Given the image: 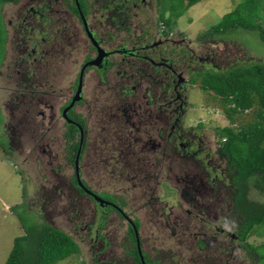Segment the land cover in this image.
Here are the masks:
<instances>
[{"label": "rangeland", "instance_id": "1", "mask_svg": "<svg viewBox=\"0 0 264 264\" xmlns=\"http://www.w3.org/2000/svg\"><path fill=\"white\" fill-rule=\"evenodd\" d=\"M150 1L147 0L146 3H150ZM243 2L244 0H203L185 11L184 15L177 21L175 18V26L165 28L166 30H164L162 22L159 21V17L162 18L168 10L167 3L161 6L162 0H152L150 4L131 8L127 23L131 29L128 31H126V23L123 24L124 31L116 24L119 20L113 21V16L110 17L109 21V13L102 12L97 8H91L87 20L96 32V36L108 40V45L102 46L104 49H120L118 46L123 44L127 37L142 35L143 28L144 33H152L156 39L163 40L166 37L174 39V45L166 44L165 46H168V55L175 58L177 64L183 65L181 63L183 56L189 59L194 57L204 59L208 54L215 53L217 58L223 61L222 64L216 63L219 71H226L237 65H245L246 67L254 63L264 65V42L256 32L244 29L231 30L226 31L221 37L212 35L211 40L204 36L214 26L222 23L224 18L228 14H232ZM20 8V5L3 7L6 25L14 11L19 12ZM177 9L179 8L177 7ZM62 14V17H51V21L61 23L62 28L65 27L66 29V38L72 37V39L58 46L52 43L56 51L51 53L54 55L48 58L46 64L39 65L38 62L34 61L22 64L17 60L19 56L14 49V42L11 40L12 31L7 25L10 41L6 60L0 74V108L3 116V124L0 127V264H4L8 258L13 248L14 239L24 234L20 217H30L29 223L40 222L42 218L44 219L38 213L39 203L42 202L41 197L45 200L44 195L51 192L54 187H61L62 183L71 179L76 171L67 159L72 146L80 141L79 134L74 132L75 136H73L72 132L74 138L70 139L71 136L68 134L70 129L64 122H60L55 128H52L49 119L50 105H54L56 111H59L74 95V81L93 50L82 30L80 20L77 17ZM255 14L253 11L254 17H258L264 26V0H260L257 14ZM26 15L28 14L26 13ZM243 15L249 16L250 14L244 13ZM115 17L118 19L117 16ZM62 35H64L63 30ZM47 49L51 48L48 47ZM26 65L30 66L29 73L35 72L37 75L38 87L33 89L37 93L34 100L32 96L23 98L17 92L22 90L21 86L18 87L17 85L23 78L18 74V71L25 72ZM201 65L204 69L207 64ZM195 66L198 67L195 62L193 65L189 63L187 65L189 71L185 73V79L188 80L191 77V80L187 87L188 104L187 108L185 107L182 128L185 132L204 137L203 147L205 149L199 152V157L208 167L207 171L211 172V179L218 175L224 182V175L228 174V168L226 161L218 152L216 128L230 126L238 129V127L247 126L249 123H253L255 119L254 109L246 111L244 115L231 123L232 121L229 120L225 111L227 106L219 100V97L209 92H203L200 87L201 80L198 79L194 84L197 77L195 74L192 75ZM207 71L203 72L207 73ZM121 79V74L111 73L108 83H101L99 74L91 69L90 75L86 79V89L83 94L86 104H80L82 105L80 106L78 103L75 107L79 118H82L88 129H91V136L87 142L84 140L82 148L81 163L84 164V168L82 176L80 175L81 181H86L88 186L98 193L118 191L119 195L129 201L128 217L133 221L140 222L141 242L149 254L151 262H156V264H245L244 256L247 255V249L240 248L239 242L234 244L232 252L228 251L231 249L230 238H221L225 240L226 245L217 250L215 245H219V243L214 242L213 237L209 239L206 237L204 239L198 238L204 240V247H201L197 237H194L197 234L194 231L196 229L198 231L202 224L209 225L211 228L223 226L226 230L233 228L234 217L224 210V206L228 203L224 192L221 193L218 190L217 197L219 198L214 201L206 194L204 198L206 207L204 209L201 207L200 216H186V210L192 209L188 202L193 203L194 197L200 200L202 195L207 192L206 185L201 183L203 177L199 176L200 171L189 170L191 167L186 168L185 160L170 159L171 153L167 156V152L165 154L162 147L157 148L155 152H139L143 141L145 145L151 143L153 147L156 143L161 146L164 143L159 133L162 130L161 126L164 127L166 124L164 121L157 122V117L164 113L161 109L165 107L163 104H152L151 95L153 93L150 94L151 91L148 90L147 82L140 84L143 86V90L136 91L137 98L141 103L150 104V106H145V108L150 107V109L148 110L149 115L145 117L148 125L147 128L144 126V131H135V128L143 122L141 119L136 121V118H132L131 120L135 122L134 125L127 126L125 123V126L120 125L124 130L122 135L125 136L112 139L111 134L114 129L119 130L121 128H118L117 125H111L108 121L102 120L100 123L97 120L98 115H103L102 109L106 107L104 105L110 107L108 102L113 97L114 92L117 91ZM135 83L130 85H137ZM96 87L99 90L95 94ZM153 88H156L157 91L162 89L159 86ZM16 97L23 99V101L14 107ZM106 98L108 102L105 100ZM32 100L36 102L37 107L33 108ZM101 102L104 105H100ZM232 106L228 105V107ZM141 110L143 111V108ZM42 113L45 114L42 115ZM31 118L37 123V126L43 124L45 129L51 127L52 130H49L51 134L48 136L57 139L53 142L44 141L45 144H51L50 148H44L46 153L42 152L41 141L38 139L33 141L30 137L29 140L27 139L30 136L29 131L23 137L21 134L14 136L13 139L9 136V130L23 119L27 122L28 128L31 129L29 127V123H32ZM130 123L132 124V122ZM32 127H34L33 123ZM94 134L95 136H93ZM100 138L109 142L112 145L110 148L115 149L114 152L108 154L94 153V151H100L102 147ZM219 141L221 142L220 138ZM119 148L128 151V160L132 162L131 165L135 166L133 171L128 168L127 174L124 172L126 162L122 153L118 151ZM149 149L152 150L153 148L149 147ZM49 152L51 153L49 154ZM92 164L95 165V168ZM200 170L203 169L200 168ZM201 173L203 174V171ZM147 174L152 176L149 183L145 180ZM184 177L187 181L193 180L196 183L185 184ZM148 184L155 188L152 191L153 196L143 200L139 199L148 190ZM60 192L54 204L58 210H65L67 197L62 191ZM137 197L138 202L135 203L134 199ZM250 198L264 204V195L253 189ZM149 199L151 203L153 202L150 207L148 206ZM83 201L86 204L85 198ZM208 203L215 204L214 212L209 211ZM16 205L18 207L16 214H14L10 208ZM87 206L89 207V205ZM153 208L156 211L150 212L153 211ZM49 209L52 210L53 207L51 206ZM85 211L88 212L87 219H89L91 209H85ZM71 220L73 219L70 215L58 212L54 218V223L71 234L72 228L76 229L80 235H83L85 241L77 238L80 252L57 264H132L133 259L128 254L129 249L126 247L130 244L122 242L124 236L127 235L128 225L126 226L122 222V231L113 233V226H110L112 219L109 220L108 218L106 219V231H101L105 238H99L94 242V236L92 240L87 239L88 232L86 228L83 229L84 225L75 224ZM181 222L189 223L190 230L188 232L190 233L184 234ZM262 241H264V226H259L255 228L254 234L248 237L247 242L256 246ZM107 243L109 244L107 245Z\"/></svg>", "mask_w": 264, "mask_h": 264}, {"label": "flooded vegetation", "instance_id": "2", "mask_svg": "<svg viewBox=\"0 0 264 264\" xmlns=\"http://www.w3.org/2000/svg\"><path fill=\"white\" fill-rule=\"evenodd\" d=\"M104 1V2H103ZM147 0H16L12 1L9 4H5L4 6H15L20 5L21 8L19 12L14 11L13 15L11 16V19L8 21V28L11 33V40L14 42V49L17 52L19 60L22 64H25L30 61L38 62V64H46L48 63V58L53 56L54 54H51L52 52L56 51V49L53 47L52 43L55 45L67 43L72 39H67L66 29L65 27L62 28L61 23H54L51 21V17H62L64 13L65 15H70L73 17H77L78 20H80L82 24V30L84 31L86 37L88 38L90 42V46H92V53L90 57L86 59L85 64L81 68L79 76L75 79L74 85H73V91L74 95L71 96L70 99H68V102L60 108L59 111H56V107L54 105H50L51 113L49 115V119L52 123V128H55L60 122L66 123V126L69 128V126H77L80 127V122H83L82 118H79V115L76 113L75 107L79 103L85 105L86 102H84L85 98H83V94L86 89L85 83L87 82L86 79L90 75V70L94 69L97 74L100 76L101 83H108L109 75L111 73H116L118 75L121 74V83L117 86V91L114 92L113 97L108 102V99L105 100L108 102L110 107L108 105H104L102 109L103 115L97 116V120L101 123L102 120H105V122H109L111 125H117L118 128H121L120 125L125 126V124L128 125H134V121H132V118H136V121L138 119L142 120V124H139V127L135 128V131L142 132L144 131L143 128L148 123L145 120L146 115H149L148 110L149 108H145V106H150L149 103H141L140 100H138V95L136 91L143 90V86L140 85L141 83L144 84L147 82L148 84V90H150V94L152 98V104H163L165 108H162L161 110L164 111V113L157 117L158 121L165 122V126H161L162 130L161 133V140L164 142L162 143L163 146L159 145V143L155 144L154 147L151 146V143H147L145 145V142L143 141L141 143V149L139 150L140 153H146L148 151L155 152L157 148L162 147L163 152H167V156L170 155V159H180V161L185 160L186 161V168L191 167L189 170L197 171L201 164L199 163H205L200 157L199 152L205 149L204 146V137H200L198 134L194 133H188L185 132L182 128V121L183 117L185 115V109L187 108V87L190 85L191 77L186 80L185 79V73L189 71V68L187 65L189 63L195 62L198 67L195 66V69H193L192 75H199L200 72H203L205 70H216L219 71L217 64H222L223 61H220L219 58H217V54H208V56L204 59L201 57L189 59L188 57H181V63L183 65L177 64V60L173 58L172 56L168 55V46L165 45H174L175 41L172 39V37H166L165 39H156L153 37L152 33L146 32L144 33V29L142 28V35L136 36V37H127L126 41L123 44H120L118 46L120 49H104L103 45H108V40L103 39L101 36H96V32H94L93 27H91L90 23L87 20V16L89 15L91 8H97L102 12L109 13V21L110 17L114 16V20H119L116 22V24H119L120 21H123L125 18V21L123 23H126V28L130 30V26L127 24L129 22V14L131 8H137L144 4H150L146 3ZM3 6V7H4ZM86 10V15L84 14V9ZM26 13L28 15H26ZM2 16L5 23V17L3 13L2 8ZM117 16L118 19H115ZM7 25L5 23V30L7 32V48H6V54L8 51V43L10 41L9 31L7 30ZM122 26V30L125 31V28ZM62 30L64 35H62ZM166 30V29H164ZM66 38V39H65ZM157 40V41H156ZM40 43V44H39ZM110 44V43H109ZM51 49H47V48ZM98 49H102V59L97 60L99 58V51ZM41 60V61H40ZM204 60V61H203ZM96 61L94 65L88 66L86 65L90 62ZM201 64H207L205 65L204 69ZM201 68V69H200ZM25 72L18 71V74L20 76H23L22 80L17 85L18 87L21 86L22 90L18 92L20 96L23 98H26L27 96H32L33 100L35 99L36 92L33 90L38 87L37 80H36V73L31 72L29 73L30 66H25ZM1 74V73H0ZM95 78V76H93ZM136 82V83H135ZM137 84V85H130V84ZM81 85V86H80ZM155 86L162 87L161 91H157L156 88H153ZM79 89H81L80 93H78ZM98 88H95L94 93H98ZM99 98V97H98ZM97 98V100H98ZM144 98H146L144 96ZM15 106L22 103L23 99H19L18 97L15 98ZM31 101L33 108L37 107L36 102ZM17 101V102H16ZM40 102H43L40 100ZM44 103V102H43ZM46 105L48 103L46 102ZM82 106V105H80ZM186 107V108H185ZM143 108V111L141 110ZM45 113H42L44 115ZM29 116V115H28ZM32 123L34 124V127H32V123H29V127L27 126V122L23 119L16 123L15 127L11 128L9 130V136L11 139L14 138V136H18L21 134V137L29 131L30 136L27 137L29 140V137L32 138V140L38 139L41 141V147L43 148V153H46L44 148L48 147L50 148L51 144H45L44 141H57L56 138H51L48 135L51 134L49 131L51 129L47 128L45 129V125L41 124L40 126H37V123L33 121V118H31ZM132 122V124L130 123ZM125 123V124H124ZM104 124V122H103ZM33 128V129H32ZM139 128V129H138ZM70 129V128H69ZM52 130V129H51ZM123 129H117L112 132L111 138L112 139H118L121 136L124 137ZM80 134L83 135V137L80 138V142L83 143V139L87 142L88 138L86 137L87 131H84L80 127ZM69 136L72 138V129L68 130ZM8 136V137H9ZM68 136V137H69ZM118 136V137H117ZM9 138V139H10ZM70 138V139H71ZM68 138V140H70ZM101 139L102 147L100 151H94V153H101V154H108L110 152H114L115 149L110 148L112 145L109 144V142H106L105 139ZM139 140V137H137ZM31 140V141H32ZM82 140V141H81ZM141 140V138H140ZM75 143L74 145H76ZM73 145V146H74ZM80 145V144H79ZM86 145V143H85ZM40 147V145H39ZM153 148L152 150L149 149ZM196 148V151H194ZM11 150V149H10ZM119 152L122 153L126 165L124 166V172L126 173L127 169L130 168V171H133L135 166L131 165V161L128 160L127 154L128 151L123 148L118 149ZM51 152H49L50 154ZM76 153V158H74V161H72L74 154ZM83 151L82 148L79 146L77 149V152L70 151L68 153V162H70L71 166L74 168L75 173L74 175H77L76 179H78V173L79 177L82 176L84 164L81 163L83 158ZM164 154V155H165ZM176 161V160H175ZM84 162V161H83ZM192 166H190V165ZM194 164H199L195 165ZM127 174V173H126ZM136 174L134 175V179L136 178ZM73 175V176H74ZM71 177V179L73 178ZM208 177L209 179L212 177V174L208 173L206 176H204L201 180V183L206 185L207 192L202 195L203 197L197 199L194 197V202L189 203L192 207V209L186 210V216L190 217H199L201 207L203 209L206 207V204L204 203L205 195L207 194V197L210 196L211 199L214 201L217 200L219 197L213 196L217 194V189L219 187L215 186V179H218L219 176L216 175L215 178L211 179V183L205 182L204 178ZM131 178V177H130ZM145 180L149 183L152 180V176H149L147 174ZM185 184H195V181H187L184 177ZM79 181V180H78ZM86 182V181H85ZM87 184V183H86ZM80 185V183H79ZM149 188L142 194L141 200L145 199L146 197H152L153 196V189H155L152 185L148 184ZM81 186V185H80ZM84 186V185H83ZM218 186V185H217ZM82 187V186H81ZM55 191H62L63 194L67 197L65 202L67 203V200L69 201L70 197L72 198V194H68L67 192H64L63 186L61 187V190H58L60 187H56ZM76 194L80 196V201L77 203L75 207H73V212L75 211V208H79L80 212V219L74 221L75 219L71 220L73 223H79L80 225H84L83 229H87V239L95 238L94 242L99 240V238H105V235L101 234V231L105 230L107 228L106 219L109 218V220L112 219V222L110 226H113V233L120 232L123 229V224H126L128 231L127 235L124 236L122 239L124 243L130 244L127 245V249L130 251V256L134 260V256L132 254V249L134 248V245H136L137 254L140 259V263L142 264L141 257L139 255V250L137 247V237L134 230L135 224L133 220H131L128 216V206L129 201L125 200V198L122 195H119V192H107L103 194H107L111 197V199H105L101 194L97 191L91 189L88 184L87 186L82 187L81 190L78 188L75 190ZM81 191L83 192L82 195ZM75 194V195H76ZM95 195H98L106 202H103L102 204L95 199ZM46 199L43 200V197H41V201L39 204V215L42 218V220H46L47 218H50L54 226H57L54 223V218L57 215L58 212H62L61 210H58L54 204V200H51L46 202V200L49 199V197H45ZM83 198L86 199V204L83 201ZM94 198V199H93ZM113 198V199H112ZM62 200V199H61ZM135 203L138 202L135 198ZM154 200V199H153ZM219 202V201H218ZM134 203V204H135ZM153 202L151 203L150 199L148 201V206H152ZM220 204V202L218 203ZM89 205V207L87 206ZM209 205V211H213L216 209L215 204L208 203ZM53 207V209H49L50 207ZM133 206V205H131ZM217 206V205H216ZM68 208V207H67ZM85 209H91L89 219H87V211ZM150 212H154V210ZM72 211V209H71ZM64 214H68V210L66 209ZM201 214H203L201 212ZM211 216V215H210ZM77 219V218H76ZM123 222V224H122ZM205 223V222H202ZM184 229L182 231L184 234H188V230H190L189 223L188 222H181ZM75 226V225H74ZM73 226V227H74ZM95 227V230H94ZM133 227V234L135 239L132 240V231L131 228ZM58 228L65 230L66 229L61 228L58 226ZM140 228H137L138 236L140 240V246H141V252L143 254L145 264H156V262H151L149 254L145 251L143 243L141 242L140 238ZM196 228V225H195ZM235 227L230 228V230H226L221 226L220 228L218 226H215L214 228L209 227V225L202 224L198 231L197 229L194 231L195 233L199 235H194V237L197 239L201 238L206 239L213 237L214 242H218L219 245H215V249L219 250L221 248H224L226 245L225 240L221 238H230V245L231 249H228V251L233 252V246L235 243L239 242L240 248H243V243L241 240L238 239L237 234L235 233ZM76 233V234H75ZM94 233V235H93ZM112 233V232H111ZM194 234V233H193ZM215 234V235H213ZM74 239L77 240V238L81 239L82 241H85V238L83 235H80L76 229L72 228V234L69 233ZM77 235V236H76ZM207 235V236H204ZM201 236V237H200ZM204 240L198 239V243L201 247H204L205 244H201ZM109 243H107L108 245ZM132 245V246H131ZM247 255H245V264H256V260L252 259V256L250 255L249 251L247 250ZM132 260V264H137ZM256 262V263H255Z\"/></svg>", "mask_w": 264, "mask_h": 264}, {"label": "trees", "instance_id": "3", "mask_svg": "<svg viewBox=\"0 0 264 264\" xmlns=\"http://www.w3.org/2000/svg\"><path fill=\"white\" fill-rule=\"evenodd\" d=\"M12 1L16 0H0V73H2L1 70L6 60L8 42L2 8ZM201 1L203 0H162L161 6L167 3L168 10L162 18L159 17V21L162 22L164 27L166 26L165 28H172L175 26L174 23L177 19L184 15L185 11ZM259 3L260 0H244L240 5L241 8L238 7L232 14H228L222 23L214 26L204 36L209 37V40H211L212 35L221 37L226 31L244 29L256 32L264 42V26L260 19L257 16L255 18L253 15V11L257 14ZM82 8L86 15L85 8L83 6ZM242 11L250 15L244 16ZM123 24V21H120L117 26L122 29L121 25ZM195 79L194 84L198 79L201 80L200 87L203 92H209L219 97V100L227 106V108L224 107L229 120L232 121L231 123L244 115L246 111L254 109L255 119L253 123L238 127V129L230 126L216 128L219 144L218 152L227 163L228 174L224 175V182L220 177L215 179V186L219 189L216 190L217 194L213 196L218 195V190L221 193L224 192L228 202L224 206V210L234 217L233 227H235L234 231L238 239L242 241L243 247L249 251L252 259H255L258 264H264V241L256 246L247 242L248 237L254 234L256 227L264 226V204L250 198L252 189L264 195V65L254 63L248 67L237 65L226 71L208 70L207 73L200 72ZM228 105L233 106L228 107ZM2 124L3 116L0 108V127ZM80 127L87 131L86 137L89 138L91 129H88L85 121L80 122ZM80 127L69 126L72 129L73 136H75L74 132H77L80 138ZM79 144H81L80 141L72 146V151L77 152ZM75 156L76 153L72 161L76 158ZM199 164H194V167L195 165L200 166L197 170L200 171L198 174L204 177L209 173V170L207 171L208 167L202 162ZM92 165L95 168V165ZM200 168L203 169L204 176ZM76 177L77 175H74L72 179L62 183L64 192H67V195L72 194V198L70 197L69 201L67 200L65 210H68V215L75 221L80 219L81 215L79 208H75L73 212V207L80 201V196L75 193V190L77 188L81 190L82 188ZM204 180L211 183V178L205 177ZM82 183L87 186L84 180H82ZM61 187L58 190H61ZM55 189L57 188H52V191L47 193L48 195H44V197H49L46 202L49 203V201L56 199L57 195L61 193L60 191L56 192ZM82 194L81 191L80 195ZM101 195L105 199H111L107 194L102 193ZM17 207L18 205L12 206L10 208L11 212L16 214ZM65 210L61 211L64 213ZM30 219V217H20L24 234L14 239L13 248L5 264H57L80 252L76 239L65 230L54 226L50 218L29 223ZM134 224V230L140 227L139 221L136 220ZM133 227L131 233L135 244ZM201 244L205 243L202 242ZM131 252L134 256L133 261L141 264L136 245H134Z\"/></svg>", "mask_w": 264, "mask_h": 264}, {"label": "water", "instance_id": "4", "mask_svg": "<svg viewBox=\"0 0 264 264\" xmlns=\"http://www.w3.org/2000/svg\"><path fill=\"white\" fill-rule=\"evenodd\" d=\"M98 51H99V58H98L97 60H101V59H102V51H103V50H102V49H98ZM95 63H97V62H96V61H94V62H90V63H88V64L86 65L85 68H87L88 66L94 65ZM80 86H81V85H80ZM80 91H81V89H79V91H78L77 94H79ZM78 180H79L80 185L84 188V186H83V184H82V182H81V178L79 177V173H78ZM94 197H95L96 201L100 202L101 204H102L103 202H106L105 200H103V199H102L101 197H99L98 195H95ZM135 233H136V237H137V247H138V250H139V255H140V257H141L142 264H145V260H144L143 254H142V252H141L140 240H139V236H138V231H137V229L135 230Z\"/></svg>", "mask_w": 264, "mask_h": 264}, {"label": "clouds", "instance_id": "5", "mask_svg": "<svg viewBox=\"0 0 264 264\" xmlns=\"http://www.w3.org/2000/svg\"><path fill=\"white\" fill-rule=\"evenodd\" d=\"M162 26H163V24H162ZM164 29H165V27H164ZM221 71H223V70H221ZM197 76H198V75H197ZM81 137H83V135L80 134V138H81ZM83 140H84V139H83ZM81 141H82V140H81ZM83 145H84V141H83V143L81 142L80 147L83 148ZM80 178H81V176H80ZM81 182H82V181H81ZM82 184H83V183H82Z\"/></svg>", "mask_w": 264, "mask_h": 264}, {"label": "crops", "instance_id": "6", "mask_svg": "<svg viewBox=\"0 0 264 264\" xmlns=\"http://www.w3.org/2000/svg\"><path fill=\"white\" fill-rule=\"evenodd\" d=\"M5 264V263H4Z\"/></svg>", "mask_w": 264, "mask_h": 264}]
</instances>
